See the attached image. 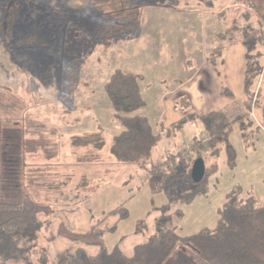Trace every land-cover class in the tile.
Segmentation results:
<instances>
[{"label": "rangeland", "instance_id": "obj_1", "mask_svg": "<svg viewBox=\"0 0 264 264\" xmlns=\"http://www.w3.org/2000/svg\"><path fill=\"white\" fill-rule=\"evenodd\" d=\"M22 1V20L16 22L18 26L14 29L15 37L33 34L38 41L34 46H19L13 39L10 50L0 42V83L10 86L19 97L23 96V92L30 93V99L36 81L40 86L43 85V90L40 92L42 98H37L38 91H34L31 97L37 102L35 110L43 107L50 110L53 104L54 108L59 106L58 110L65 108L68 111L58 114L52 110L48 112L51 116L46 117L50 121L46 126L45 136L40 135L42 131L37 125L36 115L32 119L37 124L28 117L22 123L18 122L20 117L16 114L4 123L3 116H0V199L16 200L20 193L16 187L18 183L23 194L37 202L51 205L54 210L52 224L49 230L43 231L38 241L39 246L46 250L49 261L58 250L73 245L75 241L84 243L98 239L102 240L107 250H111L122 240L120 247L129 255L134 245L145 242L154 231V219L159 214L157 209L167 203L171 204L172 210L179 209L182 212L181 217L174 216L176 231L181 235H191L216 225L219 209L226 194L234 186L242 188L243 196L249 192V196L259 202L264 201V128L258 130L253 127L256 129L255 139L249 134L252 132L251 127L248 133L240 132L238 128L230 133L229 139L236 148V165L232 169L225 164L223 151L213 158L203 153L205 174L198 183L189 180L192 164H186L183 168L179 164L181 157L177 158V175L172 176L168 188L161 192L151 191L148 170L140 164L119 163L110 153L105 154L112 136L122 128L119 122L115 123L109 98L103 88L110 73L117 68L144 72L150 85L156 84L155 87L159 89L171 87L174 84L171 74L177 68L155 66L150 61L154 57L146 56V51L150 48L156 52L158 59V40L166 36L167 47L162 53L169 59V54H174L176 50L175 35L183 32L188 36L185 39L192 48V56L189 58L193 60V64L188 66V73L197 70L206 54V48L204 38L197 29L200 20L193 15L197 11L207 10L212 4L211 0L200 5L192 2L199 7H191L184 0H179L180 5L179 2L175 4V0H140L143 7L137 30L118 35H125L124 38H127L124 41V38H113L109 45L96 41L93 37V19L89 8L96 6L95 0ZM247 1L249 0H245V3ZM254 1L258 0L249 2ZM71 67L78 69L76 80L67 77ZM4 71L13 75L7 77ZM167 74L166 82L164 76ZM49 86L56 92L52 97ZM152 93L154 95L142 93L145 105L138 113L146 115L155 129L163 118V111L159 106L160 101L151 98L158 96V93ZM0 96L7 104L19 109L20 101L12 94L0 91ZM149 96L151 99H148ZM29 104L24 100L23 109ZM25 114L26 109L23 110V116ZM255 117L259 123L256 113ZM43 119L39 115V120ZM3 126L8 129L4 131ZM54 127L57 130L51 129ZM202 128L200 122L194 121L176 132L178 140H171L169 143L163 138L152 153V161L159 163L174 157L172 155L178 157L189 154L180 151L189 147L192 139L203 136ZM190 135L193 138L189 141ZM86 138L104 142L100 152L102 161H91L84 157L89 145L85 142ZM17 139L19 153L11 154L8 148L13 142L10 140ZM166 151L170 155L167 156ZM10 155L12 160L19 156L17 166H14L15 162H8ZM25 156L44 163L40 167L32 164L27 166ZM193 159L196 157L192 152L188 161ZM47 169L59 174L44 182L41 178L46 177L44 174ZM65 196L70 201L67 202ZM66 202L70 205L66 206ZM120 207L127 211L126 218L108 215ZM103 218L105 220L98 225V221ZM142 220L144 226L140 223ZM93 225L97 227L94 235L89 234ZM137 225L140 231H136ZM112 227L114 229L110 230ZM51 232L56 235L55 238H48ZM98 249L97 245L87 248L91 254ZM178 251L183 254L182 249ZM176 254H173L168 264H179V253ZM192 262L200 264L196 260Z\"/></svg>", "mask_w": 264, "mask_h": 264}, {"label": "trees", "instance_id": "obj_2", "mask_svg": "<svg viewBox=\"0 0 264 264\" xmlns=\"http://www.w3.org/2000/svg\"><path fill=\"white\" fill-rule=\"evenodd\" d=\"M95 1L96 6L90 7L89 12L93 19L92 32L96 41L109 44L114 37L133 33L139 27L143 7L140 0ZM184 1L199 5L208 2V0ZM249 1L245 3V0H233L236 9L230 11L232 24L230 23L231 27L225 33L228 41H238L245 48L244 110L241 105H235L228 110L191 117L202 124L206 143H200L198 138L192 139L189 154L178 157L172 155L174 157L161 163L152 162V150L159 136L152 130L148 118L138 113L145 105L140 93V75L117 68L108 76L103 88L109 98L114 117L122 127L121 131L113 136L109 152L119 163H138L147 169L148 183L152 192H161L168 188L172 176L177 175L179 166H177V158L181 157L179 164L183 168L186 164H193L195 159L188 161L192 152L195 153L196 158L204 160L203 153L215 157L223 151L225 164L230 169L234 168L236 150L230 142V133L235 126L241 131L249 125L262 128L264 124V0ZM178 2L179 0H175L174 3ZM22 7V0L0 2V42L6 49L8 47L9 50L12 49L13 39L19 46L37 44L38 39L33 34L15 37L14 29L16 30L18 26L16 22L22 18ZM222 48L223 45H219L215 49V54H220ZM7 52L10 54L9 51ZM4 72L7 77L13 75L11 72ZM67 77L76 80L78 69L71 67ZM34 85L35 90L38 83L34 81ZM0 91L9 92L20 101L18 109L15 105L7 104L0 96V116H3L4 123L14 114L20 117L18 122L22 123L25 117L32 120L27 114L23 116L22 95L19 97L13 93L10 86L1 83ZM253 108L259 111L260 126L250 115ZM18 122L16 121L15 124ZM3 128L4 131L8 129L6 126ZM90 141L86 138L85 142L92 144L97 150L104 145L102 140ZM10 142H13L8 148L11 154L19 153L18 139ZM10 161L15 162L14 166H17L16 163L19 164L20 161L19 156L12 160L10 155L8 162ZM41 171L38 173L42 174ZM50 174L46 172L44 174L46 177L41 179L44 182L49 181L52 177ZM189 180L192 182L191 178ZM16 187L20 191L16 200L0 199V264H168L174 253H179V264H194L192 260L200 264H264V202H259L253 196L244 197L240 186H234L226 194L213 228H204L191 235H179L174 225V216L179 218L182 212L179 209L172 210L171 204L167 203L157 209L159 214L154 219V231L145 242L134 245L129 255L120 247L122 240L111 250H107L102 240L98 239L84 243L75 241L73 245L58 250L51 261L48 260L46 250L39 246L38 241L43 231L49 230L54 210L50 204L37 202L29 195L23 194L18 183ZM64 198L69 200L67 196ZM108 215H118L119 219H124L127 217V211L120 207ZM105 218L99 220L97 224L99 225ZM140 223L144 226V220ZM96 228V225L91 226L89 234L94 235ZM113 229L114 227L110 230ZM140 230L137 225L136 231ZM55 237L52 232L48 235L51 239ZM96 245L99 246L98 251L94 254L89 253L87 248ZM179 249L183 250V254L178 251Z\"/></svg>", "mask_w": 264, "mask_h": 264}, {"label": "crops", "instance_id": "obj_3", "mask_svg": "<svg viewBox=\"0 0 264 264\" xmlns=\"http://www.w3.org/2000/svg\"><path fill=\"white\" fill-rule=\"evenodd\" d=\"M214 1L217 2L213 3ZM211 2L212 4L215 5L212 6L211 4L210 7H207V10L203 9V11L200 12L197 11L195 12L196 15H193L194 18L200 20V26L198 23L199 28L197 29H199L201 35L204 38L205 48H206V54L202 58V63L198 66L197 70H195L191 74L188 73V66L193 64V60L189 58L192 56L191 55L192 48L190 47L189 41L185 39V37L188 36H186V34L183 32L181 34L177 33L175 35L174 44L176 45L175 48L176 50L174 54H169V59H166L162 53V50H164L165 47H167L166 36H163L164 37L163 39L158 40V42L160 43V45L157 46V47L160 46V50L158 51L160 52L158 59H156L157 58L156 52L150 50V48L146 51V56L154 57V59L150 61H153L155 66L159 68H164V67L177 68V70L171 74V76L174 77V81H173L174 84H172L171 87H168L166 89L156 88L155 87L156 84L152 86L148 83L150 81H148V79L146 78V74L144 72L142 73L134 72L140 75L141 77L139 84H140V93L142 98L145 100L142 93H146V95L147 94L151 95L153 94L152 92L158 93L157 94L158 96H154V97L149 96L148 99L152 98L154 100L160 101L159 106L163 111L161 114L163 118L160 120V123L156 125L155 129L151 125L152 130L159 136V140L156 146L153 148L152 153L159 146L158 144L162 141L163 138L165 140L167 139L169 143L171 140H178V137L176 136V132L180 131L185 124L198 121L192 119L191 117H198V116L206 115L211 112L228 110L235 105H241V107L243 108L242 110H244L243 103L245 101V93L243 88V80H244L245 67H246L245 48L242 45V43L238 41H228L226 37L227 35L225 34L228 28L231 27L230 23L232 24V21H230L231 19L230 11L236 9V6L235 4H233V0H211ZM180 3L181 2H179L178 5H180ZM188 5L191 7H199L198 5L192 2H188ZM215 6L217 7L216 9L214 8ZM186 12L189 13V11ZM176 20L178 21L179 19L176 17ZM199 31H197V35L200 37ZM117 37H114L115 40L116 39L120 40L123 39L125 35L117 36ZM126 38H124L123 41ZM180 38H182V40ZM219 45H223L222 51L220 54H215L216 53L215 49ZM121 70L133 72L131 70L123 69V68H121ZM164 77L167 82L168 74L165 75ZM50 89L52 91L50 97H52V94L54 93L55 95L56 92L51 87ZM42 90H43V85L40 86V84L38 83V86L34 90V91H38L37 98H42L40 94ZM34 91L32 92L33 93L32 95H34ZM28 95H30V93L24 94L23 92V101L27 100V102L30 103L28 107L24 108L26 109V114L31 119L34 118L32 117L33 115H36L35 118L38 124L36 123L35 119L32 120H35L34 122L38 125V127H40L42 131L40 135L45 136L47 132L46 126L47 124H49L50 121L46 117L51 116L48 112L52 110L53 112L58 114V113H66L68 110H66L65 108L58 110L57 108H59V106L56 105V108H54L53 104L50 110L49 109L47 110L45 107H43L41 110L40 108L35 110L34 106H37V102H35L34 98H31L32 95L29 99ZM254 111L258 115V118L260 119L259 111H257V109H254ZM39 115L43 116L44 119L42 121L39 120ZM114 119H115V123L119 122L115 117ZM200 125L202 126L201 123ZM250 127L252 128L251 129L252 132L249 134H251L250 136H253V138L255 139L257 138L255 134L256 133L255 130L256 129L262 130V128H264V124L261 129L257 128L256 126L249 125L247 126V128H245L244 131L248 133L250 131L249 130ZM253 127H256V129H253ZM237 128L238 126H235L233 130ZM51 129L57 130L56 127ZM55 130H51V131L54 132ZM63 132L65 131L63 130ZM192 138L193 137H191L190 135L188 140L190 141ZM111 141L108 147H106L105 149V154L110 153L109 148L111 145ZM55 145L56 144H54V146ZM30 150L34 151L33 149ZM101 151L102 148L100 150H97L93 147L92 144H89L87 145V150L85 152L86 155H84V157L90 159L91 161L94 160L102 161L103 157L101 156L100 153ZM166 152H167V156L170 155L168 151ZM213 157L214 156H212L211 158ZM151 160H152V154H151ZM24 161H25V165L27 166L29 164H32L37 167L38 166L40 167L44 163L36 159H30L28 158V156H25ZM34 161H36L37 163H33ZM46 172L51 173L52 176L53 175L58 176L59 174L56 171H52V170L48 171V169ZM248 193L249 192L245 193L244 196H249ZM68 201L70 200H67V202ZM67 202L64 204L66 206L70 205ZM181 236H186V235H181Z\"/></svg>", "mask_w": 264, "mask_h": 264}, {"label": "water", "instance_id": "obj_4", "mask_svg": "<svg viewBox=\"0 0 264 264\" xmlns=\"http://www.w3.org/2000/svg\"><path fill=\"white\" fill-rule=\"evenodd\" d=\"M205 174V163L202 158H196L193 161L191 170H190V178L193 183L200 182Z\"/></svg>", "mask_w": 264, "mask_h": 264}, {"label": "built area", "instance_id": "obj_5", "mask_svg": "<svg viewBox=\"0 0 264 264\" xmlns=\"http://www.w3.org/2000/svg\"><path fill=\"white\" fill-rule=\"evenodd\" d=\"M253 101H254V98H253ZM250 115L253 117V119L255 120V122H256L257 124H259V126H260V123H258V120H257L256 117H255V111H254V108L251 110ZM199 141H200V143H202V144H205V143H206V137H205L204 134H203L202 137L199 138ZM189 151H190V148L187 147V148H185L183 151H180V152H181V153H184V154H187Z\"/></svg>", "mask_w": 264, "mask_h": 264}]
</instances>
